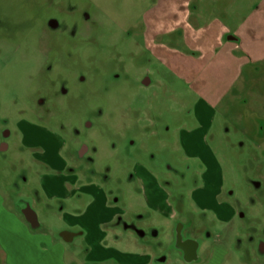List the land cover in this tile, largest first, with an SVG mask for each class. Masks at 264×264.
Listing matches in <instances>:
<instances>
[{
  "label": "rangeland",
  "instance_id": "obj_1",
  "mask_svg": "<svg viewBox=\"0 0 264 264\" xmlns=\"http://www.w3.org/2000/svg\"><path fill=\"white\" fill-rule=\"evenodd\" d=\"M223 8L214 0H0V178L14 181L27 202L30 187L39 188L45 169L24 150V119L57 134L75 168L121 203L141 192L140 164L160 171L177 216L150 213L149 221L161 224L168 245L182 225L181 234H196L202 248L218 247L217 264H264V62L246 67L211 129L221 201L233 213L226 220L191 204L203 168L179 140L181 126H194L202 82L190 77L203 53L164 30L217 27L212 17ZM167 39L171 48L162 50ZM234 74L233 67L226 79ZM135 203L145 204L143 196ZM157 228L146 226L150 234Z\"/></svg>",
  "mask_w": 264,
  "mask_h": 264
},
{
  "label": "crops",
  "instance_id": "obj_2",
  "mask_svg": "<svg viewBox=\"0 0 264 264\" xmlns=\"http://www.w3.org/2000/svg\"><path fill=\"white\" fill-rule=\"evenodd\" d=\"M247 1L218 0V5L214 0L225 9L221 17L209 14L217 27L199 28L197 23H187L164 30L165 35H177L179 44L191 40L203 53L201 69L190 77L193 82H202L190 118L194 126H181L179 140L186 154L203 168L199 182L190 189L191 204L220 220L233 213L226 212V203L221 201L224 179L218 159L208 148L211 129L218 107L246 67L264 62V0H257L251 8ZM236 9L241 13L235 14ZM170 43L165 40L162 50L171 48ZM233 67L235 74L226 79ZM18 126L24 150L45 170L37 174L39 188L30 187L29 202L23 200V194H15L14 181L0 178V264H217L218 247L202 248L196 234H181L182 225L169 246L161 237V224L149 221L150 213L168 220L177 216L178 209L168 201L171 191L162 184L160 171L137 165L141 192L133 190L124 204L116 193L111 194L102 183L75 168L57 134L24 119ZM137 194L143 196L145 204L135 203ZM146 226L159 229L150 234Z\"/></svg>",
  "mask_w": 264,
  "mask_h": 264
}]
</instances>
